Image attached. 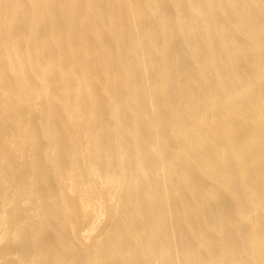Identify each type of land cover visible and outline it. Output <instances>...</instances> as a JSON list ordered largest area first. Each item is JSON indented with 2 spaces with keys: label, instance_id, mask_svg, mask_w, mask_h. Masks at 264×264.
I'll list each match as a JSON object with an SVG mask.
<instances>
[{
  "label": "bare ground",
  "instance_id": "obj_1",
  "mask_svg": "<svg viewBox=\"0 0 264 264\" xmlns=\"http://www.w3.org/2000/svg\"><path fill=\"white\" fill-rule=\"evenodd\" d=\"M0 264H264V0H0Z\"/></svg>",
  "mask_w": 264,
  "mask_h": 264
},
{
  "label": "rangeland",
  "instance_id": "obj_2",
  "mask_svg": "<svg viewBox=\"0 0 264 264\" xmlns=\"http://www.w3.org/2000/svg\"><path fill=\"white\" fill-rule=\"evenodd\" d=\"M101 220H102V219L99 220V218H98V219L96 220V221H97V222H96V225H97L98 222H102ZM99 224H100V223H98V225H99ZM98 225H97V226H98Z\"/></svg>",
  "mask_w": 264,
  "mask_h": 264
}]
</instances>
